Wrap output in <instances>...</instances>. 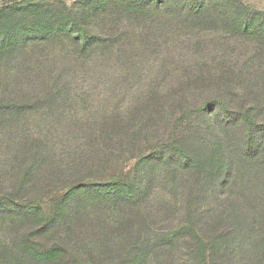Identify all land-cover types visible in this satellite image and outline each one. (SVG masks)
<instances>
[{"label":"trees","instance_id":"1","mask_svg":"<svg viewBox=\"0 0 264 264\" xmlns=\"http://www.w3.org/2000/svg\"><path fill=\"white\" fill-rule=\"evenodd\" d=\"M94 1L89 15L83 6L82 18L73 19L75 27L61 25L75 46L87 42L77 55L113 57L124 72L135 68L131 58H139L136 70L149 63L153 78L128 117L99 119L85 130L83 151H67L64 163L50 161L41 149L29 159L12 155L8 163L16 184L36 180L47 160V177L69 179L74 163L89 168L104 156L103 148L110 155L116 147L123 154L143 148L147 128L163 136L162 120L184 113L183 107L171 109L192 96L189 89L202 97H191L196 112L193 121L184 118L186 131L134 155L142 161L128 188L78 181L66 195L68 208L46 213L34 226L30 209L19 213L17 201L2 199L0 264H63L62 247L116 264H264V11L239 0H195L178 12H170L176 3L167 0L154 6L152 0ZM13 34L0 37L3 97L11 96L5 80L12 72L1 66L4 56L16 48L23 50L18 52L23 61V54L30 57L38 47L29 40L16 46ZM175 55L178 66L171 64ZM42 72L35 67L40 89L23 92L11 106L0 99L4 115L18 120L41 103L54 106L57 93L48 89ZM138 125L145 130L137 134ZM201 246L207 257L199 261Z\"/></svg>","mask_w":264,"mask_h":264},{"label":"rangeland","instance_id":"2","mask_svg":"<svg viewBox=\"0 0 264 264\" xmlns=\"http://www.w3.org/2000/svg\"><path fill=\"white\" fill-rule=\"evenodd\" d=\"M100 1L103 4L109 0ZM146 1L148 0H134V2L142 4ZM194 1L167 0V2L176 3L175 7L170 8V12L179 10L182 4L192 5ZM239 1H243L251 7L262 8L264 11V0ZM156 3L157 0H152L151 6ZM94 4H96L94 0H0V37L4 33L11 35L16 32L13 34L17 39L16 46L22 40L38 44L33 55L30 57L22 55V57H26L23 61L18 55V52H23V50L15 51L16 48L12 53H7L4 56L1 66L12 70L11 76L5 80V83H11L8 87L11 96L3 97V86L0 85V99L4 103L0 102V104L11 106L13 103H17L23 92L31 93L34 91L33 87L41 88L39 78L34 76L35 67H43L44 82L48 89H52V93H57L54 95L55 104L53 107L48 109L45 104L41 103L32 112L24 114L18 120L4 115L0 108V202L3 201L2 199H14L21 205L19 213H22L24 208L30 209V226H34L38 220H42L46 213L62 214L68 208L66 195L73 192L72 188L78 181L94 182L93 180H95L106 184L112 182L120 189L131 186L133 177L137 175L142 161V159L133 158L134 155L142 153L144 149L158 147L164 139L168 140L169 135H174L180 130L186 131V129H182L188 127L184 118L193 121L196 112L191 97L196 98L198 95L202 97V94L196 90L189 89L192 96L186 99L181 97V100L176 102L171 109L174 111L183 107L184 113L177 112L176 115L170 116L168 115L170 110H167L165 115L167 114L168 118L164 121L162 120L164 115H161V123H164L162 129L166 133L162 136L160 130L147 128L143 133L146 139L143 148L139 147L123 154L120 152L121 148L116 147L117 150L111 151V155L106 148H103L104 156H101L89 168H78L79 162L74 163L76 165L74 174L69 179L54 180L47 177L45 172V168H48L49 165L47 160L42 162L41 169L44 170L40 171L36 180L21 182L22 185L16 184L17 180L13 179V172H10L8 163L12 155L20 153L18 158H21L25 154L29 159L32 154L41 149L47 151L46 158L50 161L64 163L67 159V151L71 152L73 148L83 151L87 142L85 130L98 124L99 119L106 114L109 116L111 114L119 115L120 118L128 117L125 114L140 100L141 92L147 82L153 78L152 67L149 63L141 64V69L136 70L139 58L134 60L131 58L130 62L136 64L135 68L133 69V66L130 72H124L121 70L122 62L114 60L113 57L99 58L90 54L82 59L77 55L76 51L87 45V42H81L78 47L75 46L68 38H65L68 28L62 32L61 25L73 23L72 27H75L73 19H81L80 12L85 9H87L85 10L86 14L89 15L91 13L90 6L92 7ZM83 6H87V8L83 9ZM72 36L75 34L72 33ZM0 46L3 44L0 43ZM27 50L30 51V49ZM10 54L11 56L7 59L6 57ZM171 64L179 65L176 55L171 60ZM171 86V83L165 85L162 92L159 93L164 95L166 89ZM59 91L62 93L58 94ZM185 103L187 105H184ZM144 126L135 127L137 134L145 130ZM131 131L134 132V129ZM178 149L183 150V148ZM112 157H115L116 160L112 163L108 162ZM26 159L23 163L28 161ZM89 193L91 192L89 191ZM103 194L104 198L106 192ZM221 231L223 230L221 229ZM203 243L206 247L207 241ZM197 245L202 244L198 242ZM61 249H65L67 252L63 264H116L107 258L90 257L75 249L71 251L70 247ZM196 256H199V261L207 257L202 246ZM173 264L178 263L174 262Z\"/></svg>","mask_w":264,"mask_h":264}]
</instances>
